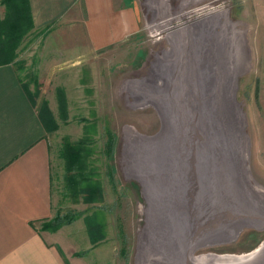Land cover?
I'll return each instance as SVG.
<instances>
[{
	"label": "rangeland",
	"instance_id": "374dc122",
	"mask_svg": "<svg viewBox=\"0 0 264 264\" xmlns=\"http://www.w3.org/2000/svg\"><path fill=\"white\" fill-rule=\"evenodd\" d=\"M114 5L128 18L119 43L92 47L80 1L18 49L36 106L47 102L59 127L49 133L53 216L41 231L58 214L79 215L63 234L80 264H218L254 253L264 243V0ZM86 135L101 203L66 189L60 152ZM88 220L103 226L98 244Z\"/></svg>",
	"mask_w": 264,
	"mask_h": 264
},
{
	"label": "crops",
	"instance_id": "0c3cea01",
	"mask_svg": "<svg viewBox=\"0 0 264 264\" xmlns=\"http://www.w3.org/2000/svg\"><path fill=\"white\" fill-rule=\"evenodd\" d=\"M80 1L94 49L129 36L128 18L114 0H29L35 30L60 22ZM17 54L11 61L0 53V264H80L66 250L63 233L70 225L41 231L53 216L52 150L19 73Z\"/></svg>",
	"mask_w": 264,
	"mask_h": 264
},
{
	"label": "trees",
	"instance_id": "16d2710c",
	"mask_svg": "<svg viewBox=\"0 0 264 264\" xmlns=\"http://www.w3.org/2000/svg\"><path fill=\"white\" fill-rule=\"evenodd\" d=\"M0 7L5 9L4 18L0 19V53L7 57L8 60L14 61L17 57V51L23 39L32 32H37L33 23L29 0H0ZM50 27L38 31L46 33ZM24 63H19L23 65ZM25 88L32 102L36 106L35 99L29 86L25 84ZM66 97L61 91L60 107L66 108ZM39 116L48 133H53L59 127L56 123L53 113L51 112L47 102H43L39 109ZM89 134L91 126L86 127ZM108 141L106 143L105 154L112 157L115 153V138L113 134L107 132ZM91 137L86 135L77 142L66 140L60 152L61 158L65 163V180L66 189L70 196L75 199L81 197L86 204L101 203L104 201V190L101 182L96 179L94 168L91 166V156L93 149L91 148ZM108 177L113 186H115V174L113 168H110ZM138 193L140 188L136 186ZM79 219V215L60 214L54 219L52 227L44 228L45 231L57 232L62 227L71 225ZM88 233L93 244H98L104 239L103 226L101 223H92L88 220ZM125 254V250H124Z\"/></svg>",
	"mask_w": 264,
	"mask_h": 264
},
{
	"label": "bare ground",
	"instance_id": "6f19581e",
	"mask_svg": "<svg viewBox=\"0 0 264 264\" xmlns=\"http://www.w3.org/2000/svg\"><path fill=\"white\" fill-rule=\"evenodd\" d=\"M233 38V37H232ZM231 38V39H232ZM224 39V38H223ZM221 44V43H220ZM232 45V44H231ZM238 45V44H237ZM236 46V45H235ZM237 48V47H236ZM253 254L254 253H252V254H249V255H244V256H239V257H237V256H222V257H215V260L217 261V262H219V263H223V264H234V263H236V262H239V261H243V260H247V259H249V258H251L252 256H253ZM208 258V259H207ZM207 258H202L201 260H205L206 261V259L207 260H209V257H207ZM211 259L213 258V257H210ZM214 259V258H213Z\"/></svg>",
	"mask_w": 264,
	"mask_h": 264
},
{
	"label": "water",
	"instance_id": "95a60500",
	"mask_svg": "<svg viewBox=\"0 0 264 264\" xmlns=\"http://www.w3.org/2000/svg\"><path fill=\"white\" fill-rule=\"evenodd\" d=\"M264 254V243L254 251V254L251 258L247 259V260H243V261H239V262H236L234 264H254L257 257L259 255H262ZM218 264H223V263H218Z\"/></svg>",
	"mask_w": 264,
	"mask_h": 264
}]
</instances>
